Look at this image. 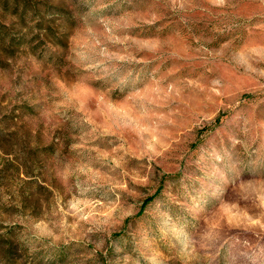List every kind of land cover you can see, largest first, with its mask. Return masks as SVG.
Listing matches in <instances>:
<instances>
[{"label":"rangeland","instance_id":"obj_1","mask_svg":"<svg viewBox=\"0 0 264 264\" xmlns=\"http://www.w3.org/2000/svg\"><path fill=\"white\" fill-rule=\"evenodd\" d=\"M20 2L0 264H264V0Z\"/></svg>","mask_w":264,"mask_h":264},{"label":"trees","instance_id":"obj_2","mask_svg":"<svg viewBox=\"0 0 264 264\" xmlns=\"http://www.w3.org/2000/svg\"><path fill=\"white\" fill-rule=\"evenodd\" d=\"M0 5H2L3 9L10 11L13 14H18L20 16L21 19H23L25 17V15L27 14V6L29 5V3H23L21 6V2L20 0H0ZM38 8V7H37ZM37 8L33 11L35 12L34 15H37V13L39 11H37ZM38 25H42V20L39 19L38 21H36ZM39 33H36V36H44L46 38H48L49 36V32L48 29H45L43 27H40V31H38ZM24 39V33L19 32V33H15L14 31H12L10 29V27L8 25H6L5 23L0 21V40L5 41V43L7 44L6 49H10L9 54L13 55L14 52H16V46L18 44H20V42H22V40ZM58 40H60V37H58ZM37 45L32 43L31 44V49H36ZM4 61L2 59H0V63H3ZM26 137L29 136L31 134V132H26ZM0 147H3L7 150V148H14V145L10 144V143H2L0 141ZM11 149V150H12ZM28 155H25L22 159V163L25 165L26 163H28ZM12 230V229H11ZM3 237L2 235H0V238ZM14 245V242L8 241L7 246L5 247V250L11 249Z\"/></svg>","mask_w":264,"mask_h":264}]
</instances>
